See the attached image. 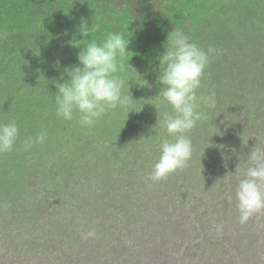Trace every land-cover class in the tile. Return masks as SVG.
<instances>
[{
	"label": "trees",
	"instance_id": "1",
	"mask_svg": "<svg viewBox=\"0 0 264 264\" xmlns=\"http://www.w3.org/2000/svg\"><path fill=\"white\" fill-rule=\"evenodd\" d=\"M193 1L197 0H0V68L6 59L1 51L8 47L11 34H28L41 62L33 72L25 71V77L32 75L34 80L33 73L35 78L40 75L48 97L34 90L26 96L17 87L7 92L0 86L1 106L16 107L7 122L16 120L22 141L47 132L44 143L21 149V160L17 145L0 154V264H264V209L242 224L237 187L226 195L228 206L217 200L226 191L223 183L231 170L221 162L225 160L221 144H208L202 137L208 124L217 128L216 115L209 108L202 110L212 116L188 133L193 151L187 167L159 182L149 179L161 139L167 136L156 125L155 105L171 110L156 97L162 87L158 83L162 43L173 31L167 29H182L188 20L201 21L203 10L190 15L185 11ZM226 4L232 15L234 1ZM178 9L184 10L183 24H158L177 17ZM208 19L212 20L203 18ZM83 23L98 24L99 29L84 37ZM148 24H155L153 31L161 45L140 44L144 34L149 39ZM109 32H121L130 42L125 65L133 57L135 67L126 65L122 75L130 81L126 89L135 99L137 112L128 116L117 107L92 126L81 125L78 115L71 121L58 117L53 81L64 82L61 75L78 64L83 47L73 46L72 41L83 44L85 38H95L99 42ZM138 66L148 75L143 77ZM37 110L47 113L36 118ZM239 148L245 178L246 168L255 165L247 161L254 146L247 141ZM200 164L204 173L189 172ZM187 207L205 215L191 216L180 236L172 232L170 223ZM156 208L163 211L162 218L152 215L151 209ZM152 224L156 231L146 235L143 230ZM93 230L94 238H83Z\"/></svg>",
	"mask_w": 264,
	"mask_h": 264
},
{
	"label": "clouds",
	"instance_id": "2",
	"mask_svg": "<svg viewBox=\"0 0 264 264\" xmlns=\"http://www.w3.org/2000/svg\"><path fill=\"white\" fill-rule=\"evenodd\" d=\"M98 29V24L93 23L89 27L83 23L80 33L87 37ZM82 41L83 44L72 41L75 47L83 45L77 54L78 64L65 69L60 77L63 83L53 81L57 89L56 115L68 121L78 115L81 125L92 126L107 111L117 107L128 116L130 112H137L135 99L126 89L130 81L122 75L126 71L125 58L130 43L124 34L109 32L102 41L98 42L95 38ZM165 48L166 51L159 58L158 83L162 87L156 97L162 98L171 110L161 112L159 106L155 105L158 110L156 125L163 128L167 136L161 139L160 155L151 169L149 179L153 182L166 179L178 169L187 167L193 151L188 133L198 122L208 119L202 108L216 106L215 93L208 95L200 90L211 58L221 52L214 45H208L206 49L201 47L179 28L169 34ZM19 135L20 129L15 119L0 122V154L13 151ZM46 138L47 132L41 131L35 138L24 139L22 148L29 150L35 143H44ZM247 161H255V165L247 168L245 178L239 181L235 191L242 224L253 213L264 209V161L260 160L255 148ZM217 231L222 229L217 228ZM95 236L94 230L83 234L84 239Z\"/></svg>",
	"mask_w": 264,
	"mask_h": 264
},
{
	"label": "rangeland",
	"instance_id": "3",
	"mask_svg": "<svg viewBox=\"0 0 264 264\" xmlns=\"http://www.w3.org/2000/svg\"><path fill=\"white\" fill-rule=\"evenodd\" d=\"M25 1L22 0L23 3ZM233 1L232 10L234 12L232 15L228 12L230 7L227 6L226 0H218L219 6L216 0L193 1L190 4L192 8L185 10L187 14H194L198 10H203L201 13L204 15L199 14L202 19L198 24L188 20L182 28L184 33L190 37V40L196 42L201 47L206 49L208 45H214L221 50L219 55H214L211 58L205 70L203 87L200 90L202 93L208 95L212 92L215 93L216 106L215 108H209V111L213 112V115H216L217 118V128L212 129L211 124L206 125L207 129L206 131L203 130L202 137L208 144H221V154L224 155L225 159L221 160V162L224 163V166H227V169L231 170V177L228 178L226 183H223L226 191L217 198L218 202L219 200H223L224 202L228 199L226 195L238 186L236 180L239 182L241 179H244V172H241L239 167V165L242 166L240 163V158H242V151L239 148L240 144L246 145L247 141L253 144L260 160L264 159V0ZM185 6L188 7V4ZM213 7L216 9L215 14H213L215 12ZM210 8L212 10L207 12L206 10ZM176 11L177 17H169L159 21L160 23L158 24H183L185 17L184 10L178 9ZM204 17H211L212 20H203ZM148 25L149 32L147 34L149 35V39L144 34L140 44H160L158 42L159 38L157 39L156 33L153 31V26L156 28L155 24ZM57 26L58 24L55 23V27ZM172 29L174 30L175 28L167 30L170 32ZM141 31L144 30L141 29ZM31 42L32 40L28 34L26 37L22 35L17 36V33L11 34L7 43L8 47L1 51L6 59L4 66L0 68V72H2L0 86L3 89L5 87L7 92L17 87L26 92V96L32 93L33 90L35 94L40 93L45 96L46 92L44 91V84L40 82V75L35 78V74L33 73L34 80H32V75L29 76L28 80L25 77V71L33 72L41 62L36 52L37 49L34 48L33 42ZM166 42L167 40L162 43L163 48H165ZM165 51L166 48L164 49ZM131 58L126 64L127 67L135 65L133 64L135 63V58ZM30 65H32V68H29ZM137 68H139L143 77L148 75L145 68L142 69L139 66ZM133 72L136 74L138 70L135 69ZM45 98L48 99L47 96ZM32 104L28 105L34 110ZM1 105L2 101L0 100V122L6 123L9 119L8 117L10 116L11 118L15 113L16 107L5 110L6 108L4 109ZM165 110L160 111L163 112ZM37 112L36 118L44 117L45 113H47L44 111L40 112L39 110ZM208 116H212V114ZM33 120L35 119L32 116L30 120L31 126ZM50 126L49 129H51ZM22 139L19 136L16 143L18 148L17 158L19 160H21V149H23ZM212 163L216 164V160ZM192 171H195V173L205 172L203 164H200L197 169L193 168L189 172ZM32 180L34 181V176H32ZM230 180L232 184L228 183ZM234 182L235 184L233 185ZM225 205L228 206L226 203ZM151 211L153 216L160 218L164 216L163 211L157 208L151 209ZM186 211L176 215L170 223L172 232L179 233L180 236L184 232L186 223H190L191 216L197 218L201 217L200 215H205V211H201L202 214H200L194 212V210L192 211L189 207L186 208ZM153 226L154 224L147 225L143 232L146 235L155 232L156 228L153 229Z\"/></svg>",
	"mask_w": 264,
	"mask_h": 264
}]
</instances>
